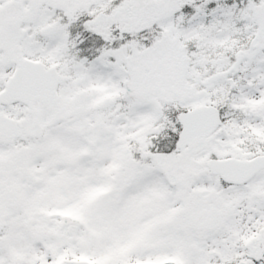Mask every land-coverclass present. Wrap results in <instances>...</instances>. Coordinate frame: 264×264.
Wrapping results in <instances>:
<instances>
[{
    "label": "snow or ice",
    "instance_id": "snow-or-ice-1",
    "mask_svg": "<svg viewBox=\"0 0 264 264\" xmlns=\"http://www.w3.org/2000/svg\"><path fill=\"white\" fill-rule=\"evenodd\" d=\"M0 264H264V0H0Z\"/></svg>",
    "mask_w": 264,
    "mask_h": 264
}]
</instances>
